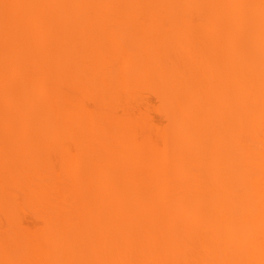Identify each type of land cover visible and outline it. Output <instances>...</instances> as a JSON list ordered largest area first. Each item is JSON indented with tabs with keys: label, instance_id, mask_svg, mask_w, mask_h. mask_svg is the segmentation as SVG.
<instances>
[{
	"label": "bare ground",
	"instance_id": "6f19581e",
	"mask_svg": "<svg viewBox=\"0 0 264 264\" xmlns=\"http://www.w3.org/2000/svg\"><path fill=\"white\" fill-rule=\"evenodd\" d=\"M0 264H264V0H0Z\"/></svg>",
	"mask_w": 264,
	"mask_h": 264
},
{
	"label": "rangeland",
	"instance_id": "374dc122",
	"mask_svg": "<svg viewBox=\"0 0 264 264\" xmlns=\"http://www.w3.org/2000/svg\"><path fill=\"white\" fill-rule=\"evenodd\" d=\"M8 70H9V69H8ZM8 73H9V74H7L6 78H7V77L9 78V76L13 73L12 69L9 70ZM14 92H15V91H14ZM15 94H17V92H16ZM18 94H19V93H18ZM18 94H17V95H18ZM150 96H152V95H150ZM150 96H149V97H150ZM152 97H154V96H152ZM150 99H151V98H150ZM151 102H152V105H153V106H157V105H158V102H157L156 98H155V99H151ZM154 118H155L157 121L159 120V121H158L159 124H160V122H161L162 127H164V126L166 125V123L164 124V120H161V119H162L161 117H160L161 119H159V116H158V115L155 114V115H154ZM161 124H160V125H161Z\"/></svg>",
	"mask_w": 264,
	"mask_h": 264
}]
</instances>
